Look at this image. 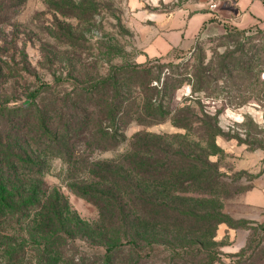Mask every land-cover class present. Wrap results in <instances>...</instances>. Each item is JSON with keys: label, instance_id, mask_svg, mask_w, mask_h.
<instances>
[{"label": "trees", "instance_id": "16d2710c", "mask_svg": "<svg viewBox=\"0 0 264 264\" xmlns=\"http://www.w3.org/2000/svg\"><path fill=\"white\" fill-rule=\"evenodd\" d=\"M25 1L0 0V28L17 18ZM227 28L237 37L247 33ZM220 58L206 66L203 58L195 64L192 58L180 63L157 58L144 65L111 64L103 73L93 66L92 72L78 71L67 85L54 76L53 82L25 83V94L0 92V264H116L127 255L132 256L128 264H156L160 249L168 254L163 264H221L215 243L208 245L198 235L228 223L223 210L177 204V196L190 193L222 198L215 163L187 145L173 150L146 131L133 137L137 159L123 158L122 169H104L97 160L126 141L132 122L147 129L170 119L201 139L215 138L218 123L200 99L196 107L182 106L172 116L166 104L186 84L194 93H208L220 83L251 81L255 69L264 66H255L243 48L239 56ZM22 71L26 68L0 48V85ZM52 158L101 186L73 189L100 208L97 223L83 221L59 188L46 184ZM150 188L161 192L140 193ZM134 218L137 222L130 224ZM140 218L143 227L159 232H142Z\"/></svg>", "mask_w": 264, "mask_h": 264}, {"label": "rangeland", "instance_id": "374dc122", "mask_svg": "<svg viewBox=\"0 0 264 264\" xmlns=\"http://www.w3.org/2000/svg\"><path fill=\"white\" fill-rule=\"evenodd\" d=\"M195 1L175 0L167 6L162 0H26L17 18L0 28V48L5 47L19 68L26 71L9 75L2 81L0 92L5 90L11 94L18 90L16 92L25 94V83L53 82L54 76L67 85L78 71L92 72L93 66L103 73L111 64L144 65L157 58L165 63L192 58V64L203 58L206 66L230 53L239 56L241 48L254 59L255 66L264 64L261 47L264 35L255 34L258 29L264 31V24L240 29L247 32L240 37L231 33L233 28L209 30L201 33L187 50L176 49L155 58L146 56L145 47L158 28L150 21L151 13ZM197 99L201 100L204 112L218 123L219 134L215 138L201 139L197 133L174 126L170 119L147 129L132 122L125 132L126 141L97 157L99 167L118 171L123 167V158L137 159V149H132L131 144L138 132L146 131L152 138H161L173 150L187 145L188 151L209 158L217 166L220 182L216 188L222 198L190 193L177 196L180 199L177 204L199 210L222 209L228 221L219 224L214 232L209 230L198 237L204 236L208 245L215 243L222 253L221 264H231L239 258L246 260L245 264H264V209L253 210L244 202V194L264 172V66L255 69L251 81L220 83L208 93H194L192 86L186 84L166 105L172 116L182 106L196 107ZM49 166L46 184L58 187L71 211L83 221L97 223L102 215L100 208L73 190L80 186L95 190L99 186L95 180L81 170L71 171L60 159L52 158ZM134 190L137 196L135 186ZM150 190L140 193L150 196L161 192L157 188ZM134 219V222L129 219V223H136ZM140 220L143 227V219ZM144 231L159 232L146 226L142 228ZM210 233H214V237ZM154 255L156 264H163L168 256L162 249ZM131 258L121 257L116 264H128Z\"/></svg>", "mask_w": 264, "mask_h": 264}, {"label": "crops", "instance_id": "0c3cea01", "mask_svg": "<svg viewBox=\"0 0 264 264\" xmlns=\"http://www.w3.org/2000/svg\"><path fill=\"white\" fill-rule=\"evenodd\" d=\"M169 5L175 0H162ZM216 4V9L211 5ZM150 21L158 28L145 47L149 58L161 57L176 49H189L203 32L252 28L264 24V0H197L183 7L152 12ZM245 204L253 210L264 209V172L244 194Z\"/></svg>", "mask_w": 264, "mask_h": 264}, {"label": "built area", "instance_id": "2783aa9c", "mask_svg": "<svg viewBox=\"0 0 264 264\" xmlns=\"http://www.w3.org/2000/svg\"><path fill=\"white\" fill-rule=\"evenodd\" d=\"M210 7H211V9H213V10H214V9H216V8H217V5H216V4H212Z\"/></svg>", "mask_w": 264, "mask_h": 264}]
</instances>
